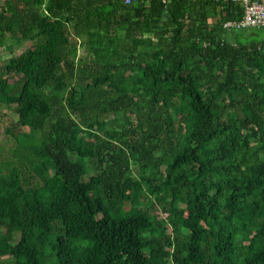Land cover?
<instances>
[{
	"label": "trees",
	"instance_id": "obj_1",
	"mask_svg": "<svg viewBox=\"0 0 264 264\" xmlns=\"http://www.w3.org/2000/svg\"><path fill=\"white\" fill-rule=\"evenodd\" d=\"M242 12L0 0V49L27 44L0 57V264H264V33L223 28Z\"/></svg>",
	"mask_w": 264,
	"mask_h": 264
},
{
	"label": "built area",
	"instance_id": "obj_2",
	"mask_svg": "<svg viewBox=\"0 0 264 264\" xmlns=\"http://www.w3.org/2000/svg\"><path fill=\"white\" fill-rule=\"evenodd\" d=\"M138 0H124L125 4L135 3ZM225 2L240 4L242 16L223 24L226 30H261L264 33V0H224Z\"/></svg>",
	"mask_w": 264,
	"mask_h": 264
},
{
	"label": "rangeland",
	"instance_id": "obj_3",
	"mask_svg": "<svg viewBox=\"0 0 264 264\" xmlns=\"http://www.w3.org/2000/svg\"><path fill=\"white\" fill-rule=\"evenodd\" d=\"M26 47L27 44H23L19 46L14 43H9V47L7 49H0L1 61H5L11 55L14 56L20 54ZM77 54L79 58L85 57L87 55L82 47L78 48ZM14 120H15V116L12 115L10 111L0 107V126H1L0 147L7 149L10 145H12V140L4 133H5V129H7L11 124L15 122ZM23 130L27 131V129H23ZM18 237L19 236L16 235L17 239Z\"/></svg>",
	"mask_w": 264,
	"mask_h": 264
}]
</instances>
